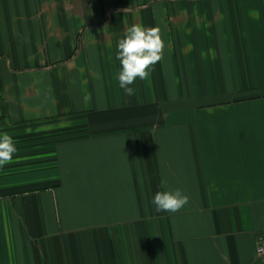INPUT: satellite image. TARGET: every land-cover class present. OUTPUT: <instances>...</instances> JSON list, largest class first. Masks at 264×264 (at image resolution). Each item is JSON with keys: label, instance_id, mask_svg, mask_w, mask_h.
Returning <instances> with one entry per match:
<instances>
[{"label": "crops", "instance_id": "crops-1", "mask_svg": "<svg viewBox=\"0 0 264 264\" xmlns=\"http://www.w3.org/2000/svg\"><path fill=\"white\" fill-rule=\"evenodd\" d=\"M133 24L167 47L128 96ZM3 133L0 264H264V0H0Z\"/></svg>", "mask_w": 264, "mask_h": 264}, {"label": "clouds", "instance_id": "clouds-1", "mask_svg": "<svg viewBox=\"0 0 264 264\" xmlns=\"http://www.w3.org/2000/svg\"><path fill=\"white\" fill-rule=\"evenodd\" d=\"M162 31L159 27H144L133 24L117 43V56L121 69L118 82L128 96L134 94V85L139 80L150 77L157 62L163 59L164 49ZM17 153L13 137L7 133L0 134V169L14 162ZM163 183V182H162ZM189 202L188 195L180 189L159 191L154 195L152 203L157 212L177 213Z\"/></svg>", "mask_w": 264, "mask_h": 264}, {"label": "built area", "instance_id": "built-area-1", "mask_svg": "<svg viewBox=\"0 0 264 264\" xmlns=\"http://www.w3.org/2000/svg\"><path fill=\"white\" fill-rule=\"evenodd\" d=\"M255 256L257 259L264 262V232H262L257 238Z\"/></svg>", "mask_w": 264, "mask_h": 264}]
</instances>
